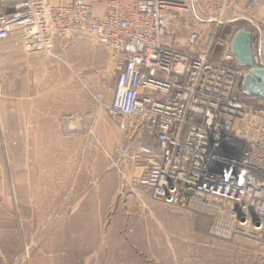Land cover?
I'll list each match as a JSON object with an SVG mask.
<instances>
[{"label":"rangeland","instance_id":"obj_1","mask_svg":"<svg viewBox=\"0 0 264 264\" xmlns=\"http://www.w3.org/2000/svg\"><path fill=\"white\" fill-rule=\"evenodd\" d=\"M170 28L174 40L188 33ZM226 28L225 43L236 30ZM112 66L88 34L35 54L0 39V264H264V236L220 238L209 210L142 193L134 138L108 117Z\"/></svg>","mask_w":264,"mask_h":264},{"label":"built area","instance_id":"obj_2","mask_svg":"<svg viewBox=\"0 0 264 264\" xmlns=\"http://www.w3.org/2000/svg\"><path fill=\"white\" fill-rule=\"evenodd\" d=\"M260 10L264 0H0V39L18 40L26 54L80 33L108 47L116 72L108 117L134 138L131 157L145 163L136 179L142 193L171 208L209 210L211 233L220 238H259L264 97L241 92L248 67L237 64L231 38L225 43L218 31L231 21L249 30L260 65ZM172 22L188 27L183 50L173 45Z\"/></svg>","mask_w":264,"mask_h":264},{"label":"water","instance_id":"obj_3","mask_svg":"<svg viewBox=\"0 0 264 264\" xmlns=\"http://www.w3.org/2000/svg\"><path fill=\"white\" fill-rule=\"evenodd\" d=\"M229 51L235 55L238 65L248 67L241 80V92L247 96L264 97V65L254 64L251 32L237 29L229 41Z\"/></svg>","mask_w":264,"mask_h":264},{"label":"crops","instance_id":"obj_4","mask_svg":"<svg viewBox=\"0 0 264 264\" xmlns=\"http://www.w3.org/2000/svg\"><path fill=\"white\" fill-rule=\"evenodd\" d=\"M70 0H49L50 3L54 4V5H59V4H62V3H65V2H69ZM101 6L99 4H96L95 5V9L97 10V13L100 14V8ZM259 18H261V21L263 22V25H262V30H261V34H260V37L263 41V45H262V48H261V51L260 53L258 54V58H259V64L260 65H264V15L263 14H259ZM188 33L186 34V31H183L179 34V36L176 38V40L173 42V45L176 49H179V50H183L184 47H183V40L186 38L185 36H187ZM137 160H141V159H137ZM137 162L139 163V161H133L131 162L130 164V170H131V174L133 175V179H134V176H137L135 175L136 173V166L135 164H137Z\"/></svg>","mask_w":264,"mask_h":264},{"label":"trees","instance_id":"obj_5","mask_svg":"<svg viewBox=\"0 0 264 264\" xmlns=\"http://www.w3.org/2000/svg\"><path fill=\"white\" fill-rule=\"evenodd\" d=\"M239 23L235 22V21H231V22H226L220 29H219V36L221 37V33H222V29H224V27L226 26L228 29L230 26H235L236 28L238 27ZM220 47V46H219Z\"/></svg>","mask_w":264,"mask_h":264}]
</instances>
